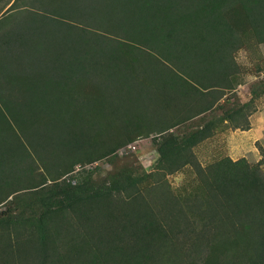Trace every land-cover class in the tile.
<instances>
[{
	"label": "trees",
	"instance_id": "trees-1",
	"mask_svg": "<svg viewBox=\"0 0 264 264\" xmlns=\"http://www.w3.org/2000/svg\"><path fill=\"white\" fill-rule=\"evenodd\" d=\"M19 2L0 19V264H264L261 167H203L194 152L212 136L207 114L244 128L228 92L241 84L236 54L264 45V0ZM146 77L166 109L192 102L149 132L158 172L73 183L76 159L100 145L80 121ZM187 167L197 186L182 196L166 176Z\"/></svg>",
	"mask_w": 264,
	"mask_h": 264
},
{
	"label": "rangeland",
	"instance_id": "rangeland-1",
	"mask_svg": "<svg viewBox=\"0 0 264 264\" xmlns=\"http://www.w3.org/2000/svg\"><path fill=\"white\" fill-rule=\"evenodd\" d=\"M20 6L19 0H0V19ZM236 61L240 66L241 84L232 93L228 92V95L231 103H238L244 108V128H235L230 121L219 120L222 113L219 110L207 114L205 122L215 123L212 136L198 144L194 152L203 167L230 157L234 161L245 159L251 165H259L264 173V96L257 99L254 96L264 80V45H249L241 49L236 54ZM141 80L148 82L142 91L138 85ZM141 80L129 81L124 92L105 97L102 107L93 118L80 121L79 136L85 140L96 139L94 143L100 141V145H95L91 154L80 155L76 159L74 171L67 175L69 178L74 177L73 183L80 181L88 173L100 180L119 172L125 173V169H129L128 174L140 176L158 172L159 154L155 147L157 134L149 132L182 121L187 117L188 107L192 102L178 110L166 109L167 96H164V102V97L149 87V77ZM128 89L131 90L128 92ZM197 102L199 103V99ZM245 119L248 124L244 122ZM131 125H140L143 133L131 136L121 132L131 129ZM127 136L135 140L123 141ZM107 144L112 145L106 146ZM166 181L173 192L182 196L193 193L197 186L196 172L192 167L168 174ZM19 187L24 188V185ZM146 196L149 199V194Z\"/></svg>",
	"mask_w": 264,
	"mask_h": 264
}]
</instances>
